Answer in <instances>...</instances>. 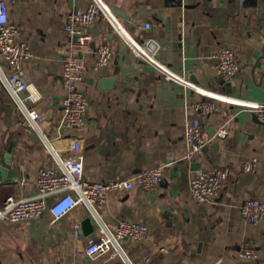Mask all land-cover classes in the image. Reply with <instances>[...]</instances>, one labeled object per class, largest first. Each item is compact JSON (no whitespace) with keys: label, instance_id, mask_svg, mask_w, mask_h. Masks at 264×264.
<instances>
[{"label":"crops","instance_id":"0c3cea01","mask_svg":"<svg viewBox=\"0 0 264 264\" xmlns=\"http://www.w3.org/2000/svg\"><path fill=\"white\" fill-rule=\"evenodd\" d=\"M4 1L10 21L32 49L23 71L42 95L34 108L44 115L40 129L53 139V146L66 151L71 140L79 139L84 177L90 182L130 179L157 168L163 170V179L152 192L136 187L110 193L104 204L93 209L78 206L57 222L46 211L37 221L1 223L0 264H94L76 256L93 238L84 230L88 217L97 237L102 225L113 231L122 220L148 226L143 242H122L128 262L116 257L112 264H151L146 262L148 252L161 264H264V223L249 224L241 213L246 200L264 199L263 125L243 106L218 101V112L199 116L207 142L204 154L187 160L185 124L198 116L193 106L208 98L142 63L114 27L140 44L157 41V61L189 81L194 76L201 89L236 102L264 104V0L257 8L250 2L240 6L237 0H185L188 8H166V0H103L116 21L113 24L104 13L89 29L95 44L84 54L87 69L79 83L89 103L86 124L64 130L62 136L57 122L66 95L63 65L70 40L64 20L68 12L86 8L91 0ZM161 10L165 17L157 21ZM100 44L113 51L103 68L96 65L94 54ZM220 46L236 54L239 71L230 79L216 70ZM2 69L9 73L6 65ZM114 76L116 87L99 88L102 78ZM222 80L228 84L225 88ZM30 123L0 80V165L10 145L13 158L1 186L2 198L35 195L39 169L51 165L43 138ZM223 125L230 135L218 140L214 149L212 136ZM248 158L258 160L253 174L242 171ZM208 168L223 169L228 178L213 200L199 203L191 198L190 180ZM77 225L83 234L76 240ZM245 249L254 250L257 257H243Z\"/></svg>","mask_w":264,"mask_h":264},{"label":"built area","instance_id":"2783aa9c","mask_svg":"<svg viewBox=\"0 0 264 264\" xmlns=\"http://www.w3.org/2000/svg\"><path fill=\"white\" fill-rule=\"evenodd\" d=\"M237 2L240 6L244 4V0H237ZM104 13L114 24L113 20L116 21V18L103 0H91L86 8H76L65 16L64 30L70 40L63 65L66 95L62 104V116L57 122L58 136H62L64 130L80 129L86 124L89 103L87 96L80 89L79 83L84 79L87 69L84 54L90 52L95 44V37L89 32V29L94 21ZM150 26V24H146L147 29ZM114 27L125 38L136 58L155 68L166 80L208 98V100L199 101L193 106L198 116L188 120L185 124L187 143L185 158L187 160L192 161L204 154L207 142L203 138L199 116H210L218 112V101L243 106L255 113L264 127V104L236 102L225 96H218L201 89L157 61V55L160 52V45L157 41L148 39L140 44L127 36L120 27L117 28L115 25ZM20 33V28L10 21L8 4L6 1L0 0V80L4 83L17 109L29 118L31 128L40 132L51 165L39 169L35 182L36 194L27 198L14 196L2 198L3 180L0 176V224L37 221L46 211H49L53 220L57 222L78 206H87L93 209L97 205L104 204L110 193L126 192L136 187L147 192L156 190L163 179L161 168L143 170L130 179L90 182L84 177L83 146L79 139L71 140L66 151H61L53 146V139L43 134L40 129L44 115L34 108L35 104L42 99V95L29 83L23 71V63L31 59L33 53L29 43L21 37ZM94 54L96 65L103 68L110 62L113 51L108 45L100 44L96 46ZM3 65L8 68L7 75L3 72ZM216 70L222 78L226 79H230L239 71L236 54L230 47H219L216 55ZM229 135V128L223 125L215 131L212 139L224 140ZM257 165L256 158H248L243 162L242 171L246 174H253ZM227 178V172L220 168L201 170L191 177V198L199 203L213 200L220 193ZM241 213L249 224L264 223V199L246 200L241 207ZM82 234V227L77 225L74 233L75 239L77 240ZM148 234L149 228L146 224L130 220L120 221L113 231L102 225L99 236L90 238L84 250L76 252V256L94 264H112L111 261L116 257H121L128 262L122 242L141 243L146 240ZM242 256L254 259L257 254L252 249H245ZM146 262L161 264L153 261L152 252H148ZM215 264H220V262Z\"/></svg>","mask_w":264,"mask_h":264},{"label":"water","instance_id":"95a60500","mask_svg":"<svg viewBox=\"0 0 264 264\" xmlns=\"http://www.w3.org/2000/svg\"><path fill=\"white\" fill-rule=\"evenodd\" d=\"M184 1L185 0H166L165 7L166 8L167 7H173V8H182V7L188 8V7H190L189 5L184 4ZM248 2H250V6H253L254 8L258 7L259 0H244L243 6H247ZM112 10L115 14H117L119 16H122V17L126 16V13L123 12L122 10L115 9V8H112ZM164 17H165V12H164V10H161V11H159L158 16L155 18V20L162 21V19H164ZM140 61L142 63L146 64L144 61H142V60H140ZM190 81L193 84L198 85V82L194 76H191ZM116 82H117V77H115V76L112 78H102L99 82V88L101 90L112 89V88L117 86ZM220 84L222 86L224 85V88L228 85L224 80H222L220 82ZM26 127H29V124ZM32 137H33V135H32ZM36 140L38 141V138ZM212 143L213 144L211 146H213L212 148L215 149L218 145V140H213ZM12 164H13L12 145H10V147L8 148L7 154H5V156H4L3 165H0V175H1V178L3 181H5L7 171L12 166ZM224 185H225V183H224ZM224 185H223V187H224ZM223 187H222V189H223ZM91 218L92 217H88L85 220L84 230H85L87 235H92V237H94L95 235L93 234L92 229L89 228L90 226H92Z\"/></svg>","mask_w":264,"mask_h":264}]
</instances>
